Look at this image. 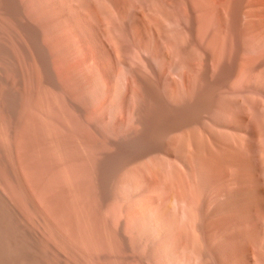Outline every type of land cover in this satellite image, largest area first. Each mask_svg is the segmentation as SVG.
<instances>
[{
	"label": "rangeland",
	"instance_id": "rangeland-1",
	"mask_svg": "<svg viewBox=\"0 0 264 264\" xmlns=\"http://www.w3.org/2000/svg\"><path fill=\"white\" fill-rule=\"evenodd\" d=\"M248 1L0 0V264H264Z\"/></svg>",
	"mask_w": 264,
	"mask_h": 264
},
{
	"label": "bare ground",
	"instance_id": "bare-ground-1",
	"mask_svg": "<svg viewBox=\"0 0 264 264\" xmlns=\"http://www.w3.org/2000/svg\"><path fill=\"white\" fill-rule=\"evenodd\" d=\"M145 1H148V2H154V3H159L158 5H165L166 7H171L170 5H173V6H175V5H179V4H182L181 6H183V4H191L192 6H191V8L194 6L193 4H200V5H213V4H218V6L217 5H213V6H217V7H221V6H223L222 4H220V3H225L226 2V0H145ZM260 1V0H259ZM227 2H229V1H227ZM248 0H247V5H248ZM251 3V2H250ZM249 3V4H250ZM264 3V2H263ZM226 4V3H225ZM169 5V6H168ZM184 5V6H185ZM229 5V4H228ZM227 5V6H228ZM172 6V7H173ZM187 6V5H186ZM189 6V8H190V5H188ZM199 6V5H198ZM163 7V6H162ZM178 7H180V5L178 6ZM201 8H203L202 6H200ZM208 7V6H207ZM217 7L215 8V7H212V9L213 8H215V10L217 9ZM230 7V6H229ZM182 8V7H181ZM181 8H179V9H181ZM194 8V7H193ZM196 8V7H195ZM224 8V7H223ZM256 8V7H255ZM174 9H175V7H174ZM188 9V8H187ZM197 9H198V7H197ZM176 10V9H175ZM205 10H206V8H205ZM210 10V9H209ZM197 11V10H196ZM202 11H203V9H202ZM216 12V11H215ZM244 12V11H243ZM253 12V11H252ZM176 13V12H175ZM219 13V12H218ZM224 13V12H223ZM254 13V12H253ZM260 13V12H259ZM215 14V13H214ZM251 14V13H250ZM198 15V14H197ZM228 15V14H227ZM226 15V16H227ZM240 15V14H239ZM245 15V14H244ZM169 16V15H168ZM207 16V15H206ZM216 16V15H215ZM215 16H213V17H215ZM234 16V15H233ZM249 16V15H248ZM258 16V15H257ZM198 17V16H197ZM244 17V16H243ZM253 17V16H252ZM169 18H171V17H169ZM221 18V17H220ZM227 18H228V16H227ZM245 18V17H244ZM226 19V18H225ZM229 19V18H228ZM251 19V18H250ZM264 19V18H263ZM190 20V19H189ZM210 20H211V18H210ZM214 20V19H213ZM244 20V19H243ZM174 21V20H173ZM178 21H180V19L178 20ZM212 21V20H211ZM234 21V20H233ZM248 21V20H247ZM216 22V21H215ZM245 23V22H244ZM223 32V31H222ZM222 34V33H221ZM244 48V47H243ZM201 159V158H200ZM5 208V207H4ZM2 212V211H1ZM204 222V221H203ZM2 232V231H1ZM5 259V258H4Z\"/></svg>",
	"mask_w": 264,
	"mask_h": 264
}]
</instances>
